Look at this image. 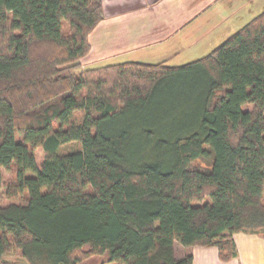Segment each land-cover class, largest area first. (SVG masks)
Instances as JSON below:
<instances>
[{
    "label": "trees",
    "instance_id": "16d2710c",
    "mask_svg": "<svg viewBox=\"0 0 264 264\" xmlns=\"http://www.w3.org/2000/svg\"><path fill=\"white\" fill-rule=\"evenodd\" d=\"M103 16L0 0V264L232 259L264 235V9L183 64L82 68Z\"/></svg>",
    "mask_w": 264,
    "mask_h": 264
},
{
    "label": "crops",
    "instance_id": "0c3cea01",
    "mask_svg": "<svg viewBox=\"0 0 264 264\" xmlns=\"http://www.w3.org/2000/svg\"><path fill=\"white\" fill-rule=\"evenodd\" d=\"M101 2L104 16L90 33V52L83 58L85 66L89 67H97L112 56L154 46L158 47V50L150 52L149 56L159 54L161 59L157 60H171L179 55L182 40L191 43L199 32L211 35L217 22L222 25L231 23L233 26L239 24L237 28L239 29L264 9V0H101ZM219 2L222 6H215ZM143 58L136 57L126 61L140 62ZM233 240L237 252L235 257L228 261H221L217 248L213 246L195 245L180 248L192 254L191 264H264V235L236 232L233 234Z\"/></svg>",
    "mask_w": 264,
    "mask_h": 264
},
{
    "label": "rangeland",
    "instance_id": "374dc122",
    "mask_svg": "<svg viewBox=\"0 0 264 264\" xmlns=\"http://www.w3.org/2000/svg\"><path fill=\"white\" fill-rule=\"evenodd\" d=\"M222 6V4L219 2V4H215V6ZM119 16V14H118ZM124 22V21H123ZM140 23V22H139ZM234 27V28H232ZM239 27V24H234V26L229 23L223 24L220 22H217L216 25L213 27L211 31V35L206 34L205 32H199L198 36L191 40V43L188 40H182L181 46H180V53L179 55L173 57L171 60L165 61V63L169 65H178L183 64L186 61L192 60L194 58L201 57L205 54H207L209 51H211L213 48H215L217 45H219L224 39L229 36L231 33H233L237 28ZM154 46V45H153ZM188 48V51H187ZM158 47H146L144 49H140L139 51H129L128 53H124L119 56L106 58L104 62H101L98 66H103L106 64H112L117 63L120 61H126V60H133L136 57H144L140 62L145 63H157L160 62L161 59L159 54H150V52L153 53V51H157ZM140 53V55H139ZM84 65V66H83ZM81 67L83 68H89V66H85L83 59L81 60ZM72 145H67V149H71ZM10 179V175L7 172H3V180L7 181ZM176 254L178 256H182L183 254L187 253L184 252L182 248L179 246L176 247ZM14 256H7L6 259L12 260Z\"/></svg>",
    "mask_w": 264,
    "mask_h": 264
}]
</instances>
